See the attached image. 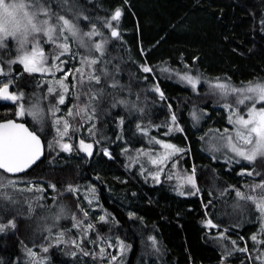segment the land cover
I'll return each mask as SVG.
<instances>
[{"label": "trees", "instance_id": "16d2710c", "mask_svg": "<svg viewBox=\"0 0 264 264\" xmlns=\"http://www.w3.org/2000/svg\"><path fill=\"white\" fill-rule=\"evenodd\" d=\"M48 6L73 19L81 32L95 25L100 35L91 41L85 37L88 47L70 39L69 53H75L76 60L65 53L60 57L63 63L52 59L59 55L54 45H43L49 63L61 69L53 71L57 75L68 72L63 79L73 96L64 104H58L59 94H68L56 84L60 79L25 72L22 64L9 63L21 53L12 49L13 57L5 60L10 45L7 41L0 47L1 66L12 70L10 89L23 94L15 102L0 99V119L25 121L44 144L43 157L33 167L6 175L23 186L0 189L9 197L0 195V225L6 226L0 231V264H36L28 249L47 256V264H102L98 243L108 237L126 246L124 264H260L256 256L264 252V244L258 243L264 241V232L255 217L259 211L253 201L244 199V207L237 208L235 190L259 195V190L248 188L264 180V157L250 163L231 156L222 160L211 155L205 138L211 127L230 125L224 119L226 104L240 114L247 108L246 103L242 110L236 95L225 96L211 81H227L235 87L264 82V0H48ZM117 8L122 15L119 21H111ZM110 21L119 38L111 36V27L106 26ZM105 41L101 55L92 45ZM83 56L100 58V62L87 68ZM145 66L152 71L144 72ZM78 68L85 75L96 69L100 84L85 79L81 86ZM176 72L198 76L199 85L181 81ZM49 87L56 91L49 94ZM92 92L100 94L87 112L69 117V109L78 112L89 103ZM36 98L43 107L42 122L17 115L21 104L26 106ZM64 106L63 118L70 124L67 138L72 134L74 142L78 138L92 144L91 156L71 140H66L73 145L71 152L61 150L57 143L61 140L54 121L61 118ZM154 136L183 150L166 161L159 182L151 177L154 166H145L144 159L139 157L132 165L126 160L127 152L160 149V143L147 139ZM104 147L110 149V158L102 153ZM245 169L254 174L240 180V171ZM176 170L195 177V187L185 185L186 194L174 190L168 177ZM30 182L47 185L44 196L48 195L50 204H62V220L45 228L34 220L47 203L35 190H25ZM90 184L96 187L105 210L103 220L83 208L80 195ZM69 186L75 191H68ZM208 216L216 227L207 225ZM10 220L15 227L8 226ZM60 231L66 241L62 248L52 238L53 232ZM75 232L80 239L73 243ZM254 234L257 241L251 239ZM245 247L248 251L238 250Z\"/></svg>", "mask_w": 264, "mask_h": 264}, {"label": "snow or ice", "instance_id": "6c2138e0", "mask_svg": "<svg viewBox=\"0 0 264 264\" xmlns=\"http://www.w3.org/2000/svg\"><path fill=\"white\" fill-rule=\"evenodd\" d=\"M65 3H68V0H65ZM122 15L120 8H117L113 15L111 16V21H119ZM85 19H87L85 17ZM111 21L106 25L111 27V36L114 38H119V33L116 28L111 26ZM100 35L96 30L95 25H93L92 30L89 32H81L77 24L73 19L68 18L67 15H59L51 10L48 6V0H0V47H3L5 43L11 38L15 39L18 43V51L21 53L16 60L9 61V63H19L24 67V71L28 73H49L52 72V69L55 68L56 71L61 69L57 64H49V57L45 54L43 49L44 44H52L56 50H59V55L53 56L54 61L63 63L60 60V57L65 53L71 51L69 41H78L81 47H88V43L85 41V37L88 38V41H91V38L94 36ZM104 43H94L92 47L96 52H100L103 55ZM89 53L91 54V48H89ZM82 64L87 68H92L94 65H97L100 62V58H89V56L81 57ZM96 69H93V72L85 75L83 68L76 69V72L79 74V84L83 86L85 79L89 82L95 81L96 84H100L101 75L96 74ZM144 72H151L152 69L145 66L143 67ZM0 75H4L3 69L0 68ZM67 73H65V79L67 78ZM103 75H107V72H103ZM182 79L187 80L189 83L195 87V81L191 76H184ZM12 81L9 80L7 83H3V86L0 87V98L9 99V100H20L23 97L21 93L19 96L9 92V87ZM56 84L64 90V93L68 92V85L64 83V79L56 81ZM77 85H73L75 88ZM116 85L113 84L112 87ZM215 88L220 89L225 96L229 94H235L240 97L236 103L237 105H246V102H252V107L248 108L246 114H240V112L234 110L231 105L226 104L225 107L233 115L229 117V123L234 125L235 136L229 135L227 137L228 147L230 150L235 153L237 157H240L243 160L249 162L255 161L258 157H264V107L257 108L256 103H264V82H250L247 86L236 88L232 87L228 83L217 82L214 85ZM159 91V89H156ZM54 87L48 88V93L51 94L55 92ZM91 91V89H90ZM100 93L92 92L89 95V103L86 104L83 108L79 109L78 112L69 109L67 115L69 117L79 115L81 112H87L88 107L91 106V102L97 99V96ZM163 98V94H161ZM79 99V96H77ZM65 103V96L63 93L59 95L58 104ZM59 109L56 108L52 114L55 115V112ZM25 114L24 105L21 104L19 110L17 111L18 116ZM27 114L32 116L36 121L42 122L44 116L42 110L38 104L32 106L31 109L27 110ZM173 122H175V116L172 117ZM63 124V130L61 131L59 125ZM54 124L57 125V134L60 140H63L67 136L70 128L69 121L63 117L58 118L54 121ZM171 131V129H170ZM228 130L226 129L225 132ZM235 141V142H234ZM61 150L65 152H71L73 150V145L68 143H60L57 141ZM157 143H162L157 141ZM165 149H170L161 160H153L152 163H162L163 160L170 158L171 155H174L176 152L183 151L182 149L176 148L171 144H164ZM80 150L86 152L89 156L92 155V144L85 143L84 140L80 141ZM104 154L106 156L110 155L107 149H104ZM43 155V146L41 144L40 136L34 132L30 131L23 124L15 123L12 120L6 122H0V170H3L5 173H21L26 169L33 166ZM244 174V173H242ZM247 175H253L254 173L248 171ZM256 175H259L256 173ZM171 178V177H170ZM157 182H159L158 175L156 177ZM186 182L195 187V177L194 175L188 176ZM15 181L7 180L5 182L3 178H0V189L14 187ZM50 187H55L50 185ZM26 191H32V188L25 189ZM38 191L41 189H37ZM253 191L259 190L258 196L244 195L239 190H236V195L240 199L253 201L256 204L258 211L264 216V180L261 183L256 184L252 188ZM68 191H75L71 186H69ZM94 192L95 189H92ZM183 195V193H180ZM0 195H4L0 193ZM5 199H8L4 195ZM63 211V210H61ZM87 216V213H84ZM104 217H101L103 220ZM209 227H216L212 224L211 220L207 221ZM8 226L15 227L13 221L8 222ZM78 226V225H75ZM5 225H0V231H3ZM89 228L92 225L88 226ZM261 232H264V226L261 227ZM60 237H63V233L59 234ZM223 235V234H222ZM149 239H153L150 237ZM251 239L257 241V235L254 234ZM61 240L58 239L57 243H60ZM75 243V241H73ZM120 243V251L123 253L126 250L123 242ZM235 243V241H233ZM258 243L264 244V241H258ZM112 247L111 244L108 245ZM47 248H44L43 251H47ZM239 251L246 252L248 251L247 247L238 249ZM29 255L35 256V253L31 249H28ZM90 253L85 252L84 255H89ZM75 255V253H73ZM99 255L101 257L106 255L104 248L100 249ZM117 260L116 255H112L109 260V264ZM256 260L260 261V264H264V252H260L256 256Z\"/></svg>", "mask_w": 264, "mask_h": 264}, {"label": "rangeland", "instance_id": "374dc122", "mask_svg": "<svg viewBox=\"0 0 264 264\" xmlns=\"http://www.w3.org/2000/svg\"><path fill=\"white\" fill-rule=\"evenodd\" d=\"M27 2V0H26ZM55 11H59L57 9L54 8ZM62 15V14H61ZM8 44L10 45V51L12 49H15V52L17 53H20L18 51V43L15 39H9L8 40ZM14 53L13 51L10 52V54H6L4 56L3 59H9L11 57H13L12 54ZM69 58L71 61H74L76 60V56H75V53H69ZM1 62H0V68L3 69V72H4V75L0 77V86L3 84V83H7L9 81V79L11 78V73H9V69L7 66H1ZM52 64L49 63V66H51ZM54 69V68H53ZM52 69V72H49L47 75H49L52 79H63L65 78V73L68 74L67 71H64V73L62 75H57L55 71H53ZM165 71H169L170 69L169 68H164ZM171 71V70H170ZM171 73V72H170ZM176 77L178 79H180L181 81L189 84V85H192L191 83H189L187 80L185 79H182V77L184 76H191L193 78V80L196 82L195 83V87L199 85V82H200V78L198 76H195V75H192V74H189V73H183V72H176L175 73ZM39 78H42L41 75L38 76ZM217 82H222V83H228L227 81H222V80H214V81H211V83L213 85H215ZM69 84V83H68ZM230 84V83H228ZM232 87H235L233 86L232 84H230ZM248 84L246 85H242V86H239V87H236V88H241V87H245L247 86ZM193 86V85H192ZM13 94H16V95H20L18 92H12ZM60 95V94H59ZM235 95V94H233ZM37 96L39 97L40 94H37ZM65 96V101L66 100H71L72 98V94L71 92L69 91L68 94H64ZM237 96V95H236ZM240 97L237 96V100L239 99ZM59 99V98H58ZM2 100V99H1ZM6 101L8 102H15L13 100H9L7 99ZM39 99L36 98L35 101L29 103L28 105H24V108H25V116L28 118L30 117L32 120V122L36 123L35 119L28 115L27 114V110L28 109H31L33 105L35 104H38L39 107L41 108L42 110V113H43V107H41L40 103H39ZM70 102V101H69ZM67 103V101H66ZM247 103V108L244 110V105H242V110H244L242 114H246L247 111H248V108L252 107V102H246ZM71 105V104H70ZM72 107V106H71ZM256 107L257 108H260V107H264V103H256ZM232 108L234 110L237 111V108L232 106ZM66 109L67 107L64 106L61 108V112L60 114H62L61 117H64V113L66 112ZM219 113H221L220 111H218ZM230 115H233L232 112H230L228 109L226 110V115L224 116V119H225V122H227L228 124L230 125H226L224 127V129H216L215 130H212L213 127H211L206 135V138H205V144L207 145V149L210 151L211 155L216 157V155H218L222 160H226V159H229L230 156L232 157V159H234V157H236L235 159L242 162V163H250L249 161L247 160H243L241 159L240 157H237L235 155V153H233L230 148L228 147V140H227V137L229 135H232L233 137L235 136V130H234V125L229 123V117ZM173 116H171L170 118V121L173 122V119H172ZM192 117L194 119L196 118H199V116L193 112L192 113ZM205 118V116H204ZM203 118V119H204ZM29 119V118H28ZM197 120V119H196ZM205 120V119H204ZM61 131L63 130V127H60ZM228 130L227 132H225V130ZM69 136L72 138H67L68 135L66 137H64L63 140H61V143H67L66 140H71L74 144H75V147L77 148L78 145H79V142L80 140L77 138H75V142L73 141V135L72 134H69ZM148 141H150L151 143H157V141H161L162 140L160 138H157L154 136V138H147ZM60 140V139H59ZM235 142V141H234ZM164 144H170V143H160V146L161 148L158 149L157 147L154 148V149H151V148H145V149H139L138 151H136L135 153L133 154H129V152H127V157H126V160L130 161V164H134V162L136 160H139V157L141 159H144V161L146 162V165L145 166H154V168L152 169L151 168V177H159V175L163 172V166L164 164L166 163V161L169 159H166V160H163L162 163H152L153 160H161L165 155H167V153L169 151H171L170 149H165L164 148ZM156 145V144H155ZM105 148V147H104ZM219 152V153H217ZM103 153V152H102ZM171 157V156H170ZM227 161V160H226ZM144 166V165H143ZM193 169V168H192ZM156 170V171H155ZM193 171V170H192ZM249 170H241L240 171V174H241V179L240 180H248L249 178H251L249 175H247L246 173L248 172ZM244 173V174H242ZM189 175L187 174H179V172L176 170L172 173V175L170 174L168 177H171V181H172V185L174 187V190L178 191V192H182L183 194H186L187 191H186V188H188V186H190L191 184L187 183L186 182V178L188 177ZM0 178H3V180L5 182H7V180H13L15 181V186L14 187H8V188H19L20 186H23V183L21 181H18L17 179L15 178H12V177H7L5 173H3L2 171H0ZM185 185H186V188H185ZM254 186V185H252ZM250 186V188L248 189H252ZM24 187H29V188H32L33 191L35 190L36 192V196L39 197V198H43L44 194L48 193L47 191V185H36V184H32L31 182L30 183H27L25 184ZM37 189H41V190H37ZM92 189H95V191L93 192ZM238 190V189H236ZM236 190H235V193H236ZM240 191V190H239ZM258 190L254 191V192H257ZM241 192V191H240ZM253 192V190H252ZM253 195V194H252ZM2 196V195H1ZM0 196V197H1ZM48 195L44 196V200H45V203L46 204V208H44L43 210L40 211V214L34 219L36 221H38V223L40 225L43 226V228L45 227H50L54 224H56L58 221L62 220V216L64 215V209L62 208V204L61 203H48L49 201L47 200V197ZM38 198V199H39ZM80 199H81V202L83 203V208L86 210V212L88 213H91L95 218H101L103 217L105 214V210L104 208L102 207L101 205V202L99 200V195L97 193V189L94 185L90 184L89 186H87L86 188H84L81 192V195H80ZM14 202L16 204H18L17 200H14ZM236 207L237 208H243L244 205H245V202L242 201V199L238 198V200H236V203H235ZM256 207V206H255ZM63 210V211H61ZM258 220H259V229L261 231V227L264 226V216L261 215V213L259 212L258 214H256L255 216ZM208 220H211V218L208 216ZM212 221V220H211ZM213 223V221H212ZM75 225H78V224H74ZM89 226V224H87ZM77 227V226H76ZM87 230V229H86ZM60 233H62V231L60 232H53V241H56L58 239L61 240L60 243H58V246L60 245V247L62 248V244H65L63 242H66L63 237L61 238L60 237ZM74 236L75 238H72L71 240L72 241H77L78 239H80V234L75 232L74 233ZM58 237V238H57ZM120 241L117 240L116 238H113V237H108L106 239H99V249L101 248H104L105 251H106V255L101 257L100 255H98L99 258H101L103 261H102V264H109V260L111 259V256L112 255H116L117 256V260L112 262V264H124L125 261H126V258H127V248L126 250L121 253L120 251ZM50 243V242H49ZM51 244V243H50ZM111 244L112 247H109L108 245ZM126 247V246H125ZM35 253V256H32V261L35 262L36 264H47L45 262H47V256H40L39 254H37L36 251H34ZM96 254H92V257H95Z\"/></svg>", "mask_w": 264, "mask_h": 264}, {"label": "water", "instance_id": "95a60500", "mask_svg": "<svg viewBox=\"0 0 264 264\" xmlns=\"http://www.w3.org/2000/svg\"><path fill=\"white\" fill-rule=\"evenodd\" d=\"M117 30V29H116ZM118 31V30H117ZM111 33V32H110ZM3 86V84L0 86V87H2ZM9 92L11 93V90H10V87H9ZM2 100H7V99H3V98H1ZM8 120H12V121H14L15 123H18V124H23L25 127H27L30 131H34V130H32L29 126H28V124L25 122V121H22V120H15L14 118H7V119H1L0 120V122H6V121H8ZM34 132H36V131H34ZM38 134V133H37ZM39 135V134H38ZM40 136V135H39ZM40 139H41V144H42V146H43V154H44V144H43V140H42V138H41V136H40ZM43 157V155L40 157V159ZM39 159V160H40ZM38 160V161H39ZM37 161V162H38ZM36 162V163H37ZM35 163V164H36ZM34 164V165H35ZM33 165V166H34ZM33 166H31V167H33ZM30 167V168H31ZM30 168H28V169H26L25 171H27V170H29ZM3 171V170H2ZM25 171H23V172H25ZM23 172H21V173H23ZM21 173H7V174H10V175H17V174H21Z\"/></svg>", "mask_w": 264, "mask_h": 264}, {"label": "flooded vegetation", "instance_id": "af4514ba", "mask_svg": "<svg viewBox=\"0 0 264 264\" xmlns=\"http://www.w3.org/2000/svg\"><path fill=\"white\" fill-rule=\"evenodd\" d=\"M48 66H49V64H48ZM11 71H12V70L9 69V73H11ZM38 75H41V76H42V75H46V73H45V74L38 73ZM79 145H80V142H79ZM79 145H78V146H79ZM0 171H1V170H0ZM2 172H3V171H2ZM3 173H4V172H3ZM5 174H6V173H5ZM6 175H7V176H12V175H8V174H6Z\"/></svg>", "mask_w": 264, "mask_h": 264}]
</instances>
